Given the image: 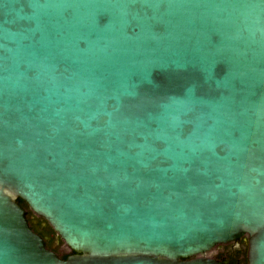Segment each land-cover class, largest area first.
<instances>
[{
    "label": "water",
    "instance_id": "water-1",
    "mask_svg": "<svg viewBox=\"0 0 264 264\" xmlns=\"http://www.w3.org/2000/svg\"><path fill=\"white\" fill-rule=\"evenodd\" d=\"M243 237L264 264V0H0V264H227Z\"/></svg>",
    "mask_w": 264,
    "mask_h": 264
},
{
    "label": "flooded vegetation",
    "instance_id": "flooded-vegetation-1",
    "mask_svg": "<svg viewBox=\"0 0 264 264\" xmlns=\"http://www.w3.org/2000/svg\"><path fill=\"white\" fill-rule=\"evenodd\" d=\"M28 220L34 231L44 237L46 247L48 249L54 251L60 258L73 254L71 250L62 251L61 249H59L62 241L56 235V233H52L50 231V226L46 224L42 219L32 214L28 216ZM242 244L246 245L244 249L246 250L247 258L248 243L246 237L241 238V240L238 242L216 247L213 251H211L210 257L219 259L223 258L224 260L228 261L227 264H231L230 258L233 257L239 249H241ZM241 264L244 263L241 262Z\"/></svg>",
    "mask_w": 264,
    "mask_h": 264
},
{
    "label": "trees",
    "instance_id": "trees-1",
    "mask_svg": "<svg viewBox=\"0 0 264 264\" xmlns=\"http://www.w3.org/2000/svg\"><path fill=\"white\" fill-rule=\"evenodd\" d=\"M17 202L23 206L25 209H28V206L25 202H23L20 199H17ZM32 215V212L30 210H28V216ZM42 219V218H40ZM43 220V219H42ZM44 221V220H43ZM50 231L52 233H54V231L51 229L50 227ZM244 247H246V245H241V249H239L236 254L230 258V263L231 264H241V262H243L244 264H247V258H246V250L244 249ZM73 253V252H72ZM67 256L62 257L63 259H65Z\"/></svg>",
    "mask_w": 264,
    "mask_h": 264
},
{
    "label": "rangeland",
    "instance_id": "rangeland-1",
    "mask_svg": "<svg viewBox=\"0 0 264 264\" xmlns=\"http://www.w3.org/2000/svg\"><path fill=\"white\" fill-rule=\"evenodd\" d=\"M247 238V237H246ZM248 239V238H247ZM59 249H61L62 251H67V250H70L64 243H62L60 246H59ZM213 251V250H212Z\"/></svg>",
    "mask_w": 264,
    "mask_h": 264
}]
</instances>
